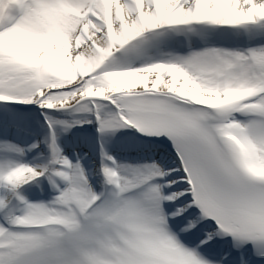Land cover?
<instances>
[{"label": "snow or ice", "instance_id": "snow-or-ice-1", "mask_svg": "<svg viewBox=\"0 0 264 264\" xmlns=\"http://www.w3.org/2000/svg\"><path fill=\"white\" fill-rule=\"evenodd\" d=\"M0 105V264H264V0H0Z\"/></svg>", "mask_w": 264, "mask_h": 264}, {"label": "bare ground", "instance_id": "bare-ground-1", "mask_svg": "<svg viewBox=\"0 0 264 264\" xmlns=\"http://www.w3.org/2000/svg\"><path fill=\"white\" fill-rule=\"evenodd\" d=\"M3 106L0 105V108ZM23 110L32 112L33 115L26 124H23L22 131L20 134V142L21 143H31L34 139H39L47 134V126L43 123V117L39 115L40 110L36 108L34 105H25L21 106ZM57 116H61L60 113H55ZM89 131L87 133L82 132L79 129H73L70 133H63L59 128L57 129L59 135V141L61 145L64 147L65 154L69 155V157L75 160L76 153H79L83 159V163L86 168L94 169L96 164H98V144L96 142V136L94 133V126L86 125L85 126ZM132 129L125 130L127 132H133ZM43 149V145L41 146ZM107 150L114 155L119 157H123L124 153L121 151V145L119 142L115 140H111L106 144ZM44 157H37L36 152H30L25 157L26 160L33 163H44L46 159V149ZM27 187V186H25ZM44 187L46 189L45 193H43L41 198L47 199L49 193L47 191V182H44ZM38 191L36 189L33 190ZM30 199L38 198L35 195H30ZM40 198V197H39Z\"/></svg>", "mask_w": 264, "mask_h": 264}]
</instances>
